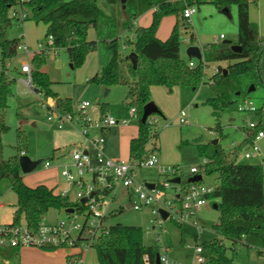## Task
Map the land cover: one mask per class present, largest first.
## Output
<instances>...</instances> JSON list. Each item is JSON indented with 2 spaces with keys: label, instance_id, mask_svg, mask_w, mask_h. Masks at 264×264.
Returning a JSON list of instances; mask_svg holds the SVG:
<instances>
[{
  "label": "rangeland",
  "instance_id": "obj_1",
  "mask_svg": "<svg viewBox=\"0 0 264 264\" xmlns=\"http://www.w3.org/2000/svg\"><path fill=\"white\" fill-rule=\"evenodd\" d=\"M176 1L128 0L123 7L120 0H98L97 5L104 12V16L99 20L97 28L90 31L91 39H95L97 47L87 56L85 64L73 70L65 50L52 52L47 57L44 71L54 83L53 90L60 99L71 100L74 107L82 101L90 102L98 109L105 108L108 115L120 122V125L113 129L106 146L109 154L121 161L129 160V141L137 137L139 130V122L131 121L129 113L131 107L127 105L132 101L128 98L130 86H114L105 96L106 89L89 83V80L98 71L106 68L112 60L113 52L108 48L110 42L117 40L119 54L126 58L133 53L135 30L144 27L141 24L147 22V18L144 17L146 12L155 11L163 3ZM249 1L251 2L250 19L257 25L259 37L264 42V0ZM195 7L197 12L190 23L183 20V24L179 27L182 44L181 58L186 63H190L187 50L192 46L204 50L215 43L229 41L236 44L238 42L236 7H232L229 14L217 10L213 0H199V4ZM175 23L176 16L164 17L157 37L163 41L169 38ZM45 34V25L37 23L34 19L21 24L13 21L7 32V39H20L30 47L31 51L37 52L39 44L47 42ZM221 35L224 39H220ZM32 58L33 55L28 58L26 55H21L20 61L16 62L17 69L12 74L15 81L7 82L9 95L5 104H0V164L17 155V137L23 134L26 139V146L23 149L27 152V156L32 161L41 162L34 172L22 174L23 182L30 187L48 184L50 188L58 185L62 188L64 182L61 169L46 170L43 164L47 161L59 164L58 155H67L69 150L78 145L82 137L78 134V129L70 124H64L60 128L55 118L49 120L47 110L41 107V99L33 90L19 82L21 61H31ZM233 63L220 62L207 65L205 69L207 83L198 90L180 87L170 94L163 87L155 86L151 89L152 102L164 115L159 117L156 127L159 132L156 143L159 150L156 155L160 166L177 167L184 173H189L191 168L200 167L203 164L198 146H208V152L211 153L215 140H218L229 154H233L235 149L240 150L238 164L264 166V139L258 142L262 152L260 159L244 158L245 152L250 149V143H245L247 124L261 123L264 128V115L260 117L256 113L239 112V107L247 101L252 102L257 110L261 109L264 113V88L257 86L255 90L250 91L254 87L255 78L252 75L238 78L234 87L242 94L235 93L231 97L234 104L219 111L217 115L213 114L214 109L209 105V101L217 96L215 85H210V78L221 71L219 68L226 71L227 67ZM182 112L186 114L188 122L186 125L180 124L179 115ZM141 178L152 183L167 179L166 176L159 174L158 168L143 169ZM203 183L206 186L220 188L219 176L204 175ZM129 200L128 192L120 188L116 200L110 206V216L106 225L108 227L118 224L140 227L144 231L145 245H156L158 235L152 233L153 214L149 209L141 211L128 209L126 206ZM132 201H136L134 196ZM220 202V199L211 200L208 206L199 212L197 219L202 229L200 234L195 227L189 225L179 227L172 222L165 223V237L172 258L183 263H192L196 254L195 249L188 245L189 240L196 241L199 245L220 241L230 248L229 243L213 231L221 215L220 209H215L214 205H219ZM0 205L2 206L0 210L2 222L12 223L17 211V196L11 189L8 179L0 181ZM46 221L48 225L64 222L68 227L70 226L69 218L63 210H51L46 216ZM83 223L84 218L79 216L74 225L82 226ZM73 236L76 237L77 234L74 233ZM80 252L77 248L44 250L28 247L21 249L18 254L16 250H5L3 254H0V264H71V257ZM228 256L233 258L234 264H264V255L257 247H241L235 252L229 250ZM82 264H99L95 249L92 248L85 254Z\"/></svg>",
  "mask_w": 264,
  "mask_h": 264
},
{
  "label": "trees",
  "instance_id": "obj_2",
  "mask_svg": "<svg viewBox=\"0 0 264 264\" xmlns=\"http://www.w3.org/2000/svg\"><path fill=\"white\" fill-rule=\"evenodd\" d=\"M188 6H196L199 0H186ZM98 0H0V57L3 62L17 57V46L20 39H7V32L12 26L11 10L21 6L28 14V20L34 19L46 27L45 38L53 37L54 49L65 50L69 56L73 70L81 68L87 56L97 47L95 41L89 39L91 29H96L104 12L97 5ZM249 0H213V5L220 12L229 14L232 7L237 11L238 42L242 47L240 53L232 51L231 46L215 43L203 50L204 61L191 59L196 66L191 68L181 58L182 44L179 27L183 24V12L186 5L181 2L163 3L154 11L152 23L148 27L137 28L132 43L133 52L138 55L137 69L123 58L118 51V41L108 44L113 52L109 65L97 73L89 83L111 89L114 86H130L127 105L136 107L139 130L136 138L129 144V158L137 163L144 161L150 152L148 146L152 139L157 140L159 132L147 123L142 124L144 107L152 102L151 89L159 86L172 93L175 88L190 87L198 90L206 84L205 69L211 63L234 62L227 70L214 74L210 80L215 81L216 98L209 101L214 109L213 114L234 104L233 95L242 92L234 87L235 81L244 76L255 78L254 88H264V42L259 37L258 27L250 19ZM176 16V23L171 35L165 41L157 37L161 21L167 16ZM46 53L33 55L31 63L34 88L47 97L58 99L53 90V82L44 71L47 61ZM9 95L8 83L0 77V104L3 105ZM63 113H70L74 106L71 100H58ZM106 111V109H103ZM257 116L264 115L263 110H257ZM158 117H164L163 112ZM264 130L259 123L257 134ZM245 134L249 133L246 129ZM245 143H250L246 138ZM26 146L23 134L17 137V155L9 161L0 164V181L8 179L11 189L17 196V211L14 223L22 220L36 228L51 210H64L70 205L57 193V187L46 185L27 186L19 165V158ZM201 157L208 160L205 166L206 176H219L220 188L210 197L220 199V221L213 227L215 234L229 243H203L205 264H234L228 251L235 252L241 247L255 248L264 245V166L240 165L237 159L239 149L233 154L226 152L219 144L209 147L198 146ZM169 247V246H168ZM170 248V247H169ZM96 250L99 264H146L144 258L149 257L150 264H156L160 248L157 245L146 246L144 231L140 227L115 225L109 233L103 236L93 247Z\"/></svg>",
  "mask_w": 264,
  "mask_h": 264
},
{
  "label": "built area",
  "instance_id": "obj_3",
  "mask_svg": "<svg viewBox=\"0 0 264 264\" xmlns=\"http://www.w3.org/2000/svg\"><path fill=\"white\" fill-rule=\"evenodd\" d=\"M23 1V0H22ZM186 5L183 12V19L190 23L191 18L196 14L195 6H188L186 0H177ZM11 19L19 24L28 19L27 12L17 6L11 10ZM224 39V36H220ZM185 42V40H184ZM39 51L36 53L55 52L54 39L49 37L46 44H39ZM18 55L13 60L3 62L0 57V77L7 82L15 81L12 77L16 70V62L20 61L21 55L27 58L36 54L30 47L21 42L17 46ZM202 52V61L204 53ZM191 68L196 66L195 62L189 63ZM19 72L21 78L19 82L27 88L33 90L37 97L41 99V107L48 112V119L58 121L60 128L64 124H70L78 129L83 139L82 144L75 145L68 151L66 162L55 163L47 161L43 164L46 170L61 169V177L64 185L58 188L56 193L64 200H67L69 207L63 211L69 218L68 227L64 222H57L48 225L46 217L38 224L36 228L30 227L26 221L20 223L6 224L2 222L0 212V254L5 250H21L28 247H34L44 250H55L58 248H77L81 252L71 257V264H82L85 254L92 249L95 244L109 233L110 227L106 225L110 213L109 209L116 200L117 192L120 188L125 189L129 195L130 209L141 211L149 209L154 216L152 220V233L158 235L157 246L160 248V264H187L175 260L170 256V248L166 242V222L182 227L189 225L195 227L200 234L202 229L199 226L197 216L201 209L208 206L210 197L218 190L213 186H206L203 183L205 175V166L208 164L206 158L200 167H193L189 173H184L177 167L160 166L157 158L159 150L158 140L152 139L148 149L150 155L141 163L133 160L121 161L110 158L106 154V135L105 132L120 125L113 117L108 115L102 108L98 109L90 102L82 101L74 107L70 113H63L59 108V103L54 97H47L42 92H37L34 88L32 68L30 61H21ZM210 85H215L211 80ZM44 97V98H43ZM257 111L252 102H245L239 107V112L250 114ZM131 121H138L136 107L130 108ZM181 125H186V114L179 115ZM159 117L152 115L148 117L146 123L154 130L158 125ZM124 125L125 122H123ZM259 124L249 122L247 124L246 138L250 139V149L244 154V158L260 159L262 152L258 142L264 139V130L257 134L253 132ZM151 147V148H150ZM27 156L25 152L20 157ZM158 168L159 174L167 177L163 182H148L141 178L143 169ZM202 176L199 182H190L194 176ZM180 179L176 184L172 181ZM150 186H153L151 188ZM133 196L136 201H132ZM2 206L0 205V210ZM72 210V213H68ZM161 211L168 214L166 220L163 219ZM82 216L84 223L82 226L74 225L76 219ZM77 236L74 237L73 234ZM150 235V233H147ZM196 258L190 264H205L206 259L203 256V248L194 241ZM259 252L264 255V245L257 247ZM146 264H150L148 256L144 258Z\"/></svg>",
  "mask_w": 264,
  "mask_h": 264
},
{
  "label": "water",
  "instance_id": "obj_4",
  "mask_svg": "<svg viewBox=\"0 0 264 264\" xmlns=\"http://www.w3.org/2000/svg\"><path fill=\"white\" fill-rule=\"evenodd\" d=\"M127 1L128 0H120L121 4L123 6L126 5ZM224 44L230 45L232 51L235 52V53H240L242 51V47L237 45V44H232L229 41H225ZM187 55L191 59H196L198 61H202V52H201L200 47L192 46V47L188 48ZM126 60L129 61L132 64L133 69H137V66H138V55L136 53L133 52L130 55H128L126 57ZM253 90H255L254 87H252L250 91H253ZM108 93H109V89H106L105 96H107ZM160 113H161V110L156 106V104L154 102H151V103L147 104L144 107L141 123L145 124L147 119H148V117H150L152 115H159ZM213 144L217 145L218 144V140H215L213 142ZM40 163H41L40 161H32L28 156H23V157L19 158V165H20L21 173L23 175H26V174L34 172L38 168ZM201 180H202V176L198 175V176L192 177L190 179V182L194 183V182H199ZM172 182L178 184V183H180V179L176 178ZM150 187L153 188V186H150ZM126 207L128 209H130V205H127ZM214 208L215 209H219V206L218 205H214ZM67 212L68 213H72V210H68ZM161 214L163 216V219L166 220L167 217H168V214L166 212H164V211H161ZM188 244L193 245V242L189 241ZM156 264H160L159 256L157 257Z\"/></svg>",
  "mask_w": 264,
  "mask_h": 264
},
{
  "label": "crops",
  "instance_id": "obj_5",
  "mask_svg": "<svg viewBox=\"0 0 264 264\" xmlns=\"http://www.w3.org/2000/svg\"><path fill=\"white\" fill-rule=\"evenodd\" d=\"M123 7H125V6H123ZM153 13H154V10H150V11H147L146 12V14L144 15V17H146L147 18V22L145 23V24H141L142 26H144V27H148V26H150L151 25V23H152V17H153ZM174 27V26H173ZM222 36V35H221ZM89 39L91 40V41H95V39H91V35H90V32H89ZM168 39V38H167ZM163 41V40H162ZM96 42V41H95ZM97 43V42H96ZM33 52V51H32ZM34 53H36V51H34ZM190 59V61H191V58H189ZM194 60H196V59H194ZM100 71H98L97 73H99ZM96 73V74H97ZM95 74V75H96ZM94 75V76H95ZM20 76H21V74H20ZM153 88V87H152ZM175 89H177V88H175ZM174 89V90H175ZM173 90V91H174ZM194 90V89H193ZM109 93H110V89H109ZM108 93V94H109ZM59 98V97H58ZM60 99V98H59ZM63 100H66V99H63ZM57 101H58V99H57ZM113 129L114 128H112L111 130H109V131H107V132H105V135H106V140L108 141L109 140V138L111 137V134H112V131H113ZM79 134V133H78ZM80 135V134H79ZM83 139L81 138L80 139V141H79V143H78V145L79 144H82V141ZM132 139H130V141H131ZM82 141V142H81ZM130 141H129V144H130ZM219 142V141H218ZM108 144V142H106V145ZM106 154L110 157V158H112V159H115V160H119L118 158H116V157H112L110 154H109V152H108V150H107V146H106ZM130 159V158H129ZM57 161H59V163H64L65 161H66V157H65V155L64 154H61V155H58V157H57ZM56 170V169H55ZM55 170H52V171H55ZM47 187H49V185L47 184L46 185ZM51 187V186H50ZM49 187V188H50ZM55 187H57V188H60V186L58 185V186H55ZM189 241H191V240H189ZM188 241V242H189ZM193 242V241H192ZM194 243V242H193ZM189 246H193V245H190V244H188ZM17 252V254L20 252V250H17L16 251Z\"/></svg>",
  "mask_w": 264,
  "mask_h": 264
}]
</instances>
